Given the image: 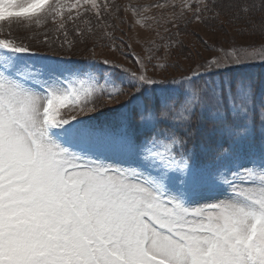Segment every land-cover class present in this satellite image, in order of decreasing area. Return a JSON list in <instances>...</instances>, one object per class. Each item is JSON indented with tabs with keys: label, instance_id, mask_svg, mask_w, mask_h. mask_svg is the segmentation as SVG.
<instances>
[{
	"label": "snow or ice",
	"instance_id": "obj_1",
	"mask_svg": "<svg viewBox=\"0 0 264 264\" xmlns=\"http://www.w3.org/2000/svg\"><path fill=\"white\" fill-rule=\"evenodd\" d=\"M171 7L244 43L133 70L96 51L128 58L119 5L0 0V264H264V74L232 71L264 50V0Z\"/></svg>",
	"mask_w": 264,
	"mask_h": 264
},
{
	"label": "rangeland",
	"instance_id": "obj_2",
	"mask_svg": "<svg viewBox=\"0 0 264 264\" xmlns=\"http://www.w3.org/2000/svg\"><path fill=\"white\" fill-rule=\"evenodd\" d=\"M103 2V0H99ZM176 4L180 3V0H171ZM171 2H169L167 7H151L149 11H144L143 8L140 9L139 13H134L129 6L135 7H148L156 4L164 5L166 0H108V3L119 5V12L113 11L111 8L109 11L113 12V15L107 18V23L113 25L112 31L113 34L122 39L126 44L131 45L130 48H126L125 52L128 53V58L117 53H110L107 49L97 47L96 51L98 54L103 53L104 55H110L116 58L120 63L124 64L125 67L132 68L135 70V65L133 62V56H138L141 59H145L149 50L153 51L154 55L163 56L164 52L161 49L160 52L155 51L156 46H160L165 43H169L170 40L176 42V46L171 50L170 55L168 56V63L174 64L178 63L180 68H168V73L171 75L179 76L180 72L188 66L191 61L186 60L185 57L189 52L193 56H196L197 53L206 58H211L212 56H221L225 55V52H231L230 45L233 44V41L236 42V45L244 43V39L240 36H237L233 28L226 27L227 36H225L224 30L220 26L219 21L208 20L207 22L193 21L187 25L183 21L176 22L171 20L173 9L171 7ZM128 8L129 10H125ZM176 12H179L180 9L176 8ZM94 16V13L89 14ZM143 16L145 19H141ZM224 18L221 17V20ZM137 20H141L140 23H137ZM96 21L93 19V24ZM81 27H84L81 25ZM54 28L53 25H49L48 29H37L36 31H52ZM159 33V35H157ZM177 33H179L177 35ZM20 35H31V33H24L21 31L18 33ZM163 37V40H161ZM43 37L41 36V39ZM69 39H73V36L70 35ZM119 39L117 43H119ZM91 41H89V44ZM81 49L83 46H80ZM223 48L224 51H220ZM251 51V50H249ZM258 59L254 62H248L244 66L236 67L239 68H248L249 64L259 63V56L264 54V50L257 47L256 53ZM87 56V53L83 54ZM83 57H76V59H82ZM156 61H153V64ZM149 74L160 76V70L157 69L153 73L152 66L149 65ZM255 72V71H254ZM251 74V73H249ZM264 74H255L254 77H259ZM254 75V74H251ZM114 107L109 105V108ZM112 113L111 109L105 110L102 114H96V119H100L101 116H109Z\"/></svg>",
	"mask_w": 264,
	"mask_h": 264
}]
</instances>
